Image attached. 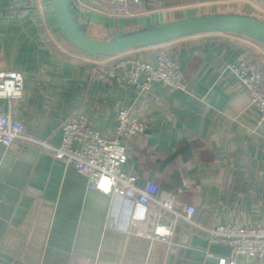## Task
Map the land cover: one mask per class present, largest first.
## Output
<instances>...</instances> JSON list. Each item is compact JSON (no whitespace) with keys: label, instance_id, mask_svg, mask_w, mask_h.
Here are the masks:
<instances>
[{"label":"crops","instance_id":"0c3cea01","mask_svg":"<svg viewBox=\"0 0 264 264\" xmlns=\"http://www.w3.org/2000/svg\"><path fill=\"white\" fill-rule=\"evenodd\" d=\"M72 2L82 27L98 39L148 21L206 13L264 18L243 1L142 0V13L132 17L111 14L107 0ZM159 50L178 61L184 91L155 84L139 94L127 84L98 81V73L118 59L152 60ZM245 55L264 72V47L233 34L192 35L113 57H89L60 34L47 0H0V72L23 75L22 98L0 100V113L19 122L26 136L57 147L60 124L75 110L84 111L103 135L113 132L119 110H130L147 129L128 142L123 171L136 177L137 189L153 182L195 208L189 224L151 203L148 220L134 224L131 200L89 190L86 179L51 152L24 140L0 144V264L230 260L231 249L210 243L203 230L225 224L264 227V122L228 70ZM172 220L170 238H147L155 225L167 227Z\"/></svg>","mask_w":264,"mask_h":264},{"label":"built area","instance_id":"2783aa9c","mask_svg":"<svg viewBox=\"0 0 264 264\" xmlns=\"http://www.w3.org/2000/svg\"><path fill=\"white\" fill-rule=\"evenodd\" d=\"M36 1V0H35ZM243 1L259 7L264 13V0H225ZM32 3L34 0H23ZM109 12L117 16H135L143 11L142 0H107ZM91 4V2H90ZM29 4L26 7H32ZM78 13V12H77ZM228 70L246 88L252 106L259 113V123L264 122V72L260 65L247 55L240 57L237 64ZM102 85L112 83L127 84L139 94L148 92L153 85L160 84L169 92L184 91L186 81L178 61L164 50L156 52L152 60L118 59L112 67L98 73ZM23 95V75L17 71L0 72V100L10 102ZM147 129L144 121L138 119L130 110L118 112L116 125L110 135L96 130L87 114L77 109L60 124L61 141L59 146L51 147L24 134L23 126L8 115L0 113V144L10 146L16 141H28L42 151H49L54 159L63 161L86 179L89 190H97L105 195L124 197L134 204L130 216L134 224L148 220V206L158 205L181 217L187 223L192 222L195 208L183 206L178 200V192L160 190L153 182H147L140 190L134 185L136 177L125 173L127 144L142 135ZM175 220L167 227L154 226L147 232L149 239L170 238ZM212 244L225 245L231 249L233 257L227 260L220 257L218 264H251L254 260L264 259V227H246L240 224L218 225L203 230Z\"/></svg>","mask_w":264,"mask_h":264},{"label":"water","instance_id":"95a60500","mask_svg":"<svg viewBox=\"0 0 264 264\" xmlns=\"http://www.w3.org/2000/svg\"><path fill=\"white\" fill-rule=\"evenodd\" d=\"M60 34L89 57H113L123 52L165 44L203 34H233L264 47V18L236 12L206 13L117 33L105 39L90 36L82 27L72 0H47Z\"/></svg>","mask_w":264,"mask_h":264},{"label":"rangeland","instance_id":"374dc122","mask_svg":"<svg viewBox=\"0 0 264 264\" xmlns=\"http://www.w3.org/2000/svg\"><path fill=\"white\" fill-rule=\"evenodd\" d=\"M254 7H255L256 9H258V10L260 9V8H259V7H257V6H254Z\"/></svg>","mask_w":264,"mask_h":264}]
</instances>
